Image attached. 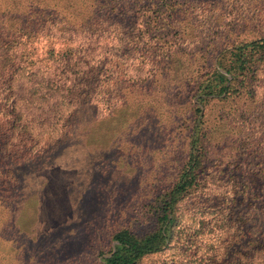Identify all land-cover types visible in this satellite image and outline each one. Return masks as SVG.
<instances>
[{
	"label": "trees",
	"instance_id": "obj_1",
	"mask_svg": "<svg viewBox=\"0 0 264 264\" xmlns=\"http://www.w3.org/2000/svg\"><path fill=\"white\" fill-rule=\"evenodd\" d=\"M85 1L89 3L85 8L71 5L75 22L63 16L35 23L26 43L12 44L15 49L22 46L19 52L9 44L0 57V166L34 159L38 151L53 149L63 138L73 140L69 134L73 118L99 95L106 103L105 86L114 69H124L130 81L145 82L153 69H175L176 56H186L192 63L194 57L205 59L199 66L202 71L185 77L195 83L187 95L196 98L192 103L199 113L186 163L161 196L157 227L143 235L117 231L115 243L101 261L140 264L167 253L163 264H264V211L256 224L238 212L243 200H253L254 208L264 209V34L254 38L248 25H225L208 37L203 27L214 12L196 11L191 16L192 1ZM209 1L212 6L219 0ZM197 17L203 27H197L194 36L192 19ZM45 34L51 37L48 43L36 46L37 39H32ZM234 132L249 146L250 154L233 159L227 177L217 170L205 173L210 145ZM254 151L260 160L259 180L252 175L248 181L238 170L252 169ZM6 169L7 173L0 169V179L14 187L17 180ZM3 186L0 200H8L2 210L23 201L16 190L6 191ZM188 196H192L190 206L182 204ZM0 222L1 229L11 232V221ZM5 235L0 232V240Z\"/></svg>",
	"mask_w": 264,
	"mask_h": 264
},
{
	"label": "rangeland",
	"instance_id": "obj_2",
	"mask_svg": "<svg viewBox=\"0 0 264 264\" xmlns=\"http://www.w3.org/2000/svg\"><path fill=\"white\" fill-rule=\"evenodd\" d=\"M184 1H192L188 4L191 16L196 11L214 12L208 17L207 28L199 24L200 17L192 19L194 36L197 27L207 30L209 37L225 25H248L254 38L264 34V0H219L212 6L209 0ZM82 4L85 8L89 3L0 0V57L8 52L7 45H17L19 40L26 43L35 23L63 16L75 22L70 10L82 8ZM45 35L32 39H37L36 46L50 40ZM19 48L22 46L14 50L19 52ZM204 56L210 59L209 52ZM176 59L175 69H153L145 82L130 81L123 75L124 69H114L105 86L106 103L99 95L91 107L83 104L73 118L74 129L69 133L73 140L63 138L53 149L38 151L34 159L0 166L6 173V168L11 169L17 180L14 187L3 179L0 184L6 191L16 190L23 200L6 210L2 206L8 199L0 200V219L14 225L7 233L0 222V232L6 234L0 240V264H102L117 231L129 229L143 235L157 227L161 196L170 190L186 163L193 121L199 113L192 103L196 98L187 95L195 83L185 77L202 71L199 66L205 60ZM216 130L219 134L221 128ZM238 136L227 133L210 145L205 173L217 170L227 177L233 159L250 154L249 146ZM255 153L252 169L238 170L248 181L252 175L259 180L256 170L260 160ZM191 200L188 196L182 204L190 206ZM252 203L243 200L238 212L256 224L264 209L254 208ZM166 255L147 257L140 264H163Z\"/></svg>",
	"mask_w": 264,
	"mask_h": 264
}]
</instances>
